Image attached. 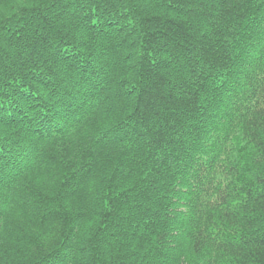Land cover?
Listing matches in <instances>:
<instances>
[{
  "label": "trees",
  "instance_id": "obj_1",
  "mask_svg": "<svg viewBox=\"0 0 264 264\" xmlns=\"http://www.w3.org/2000/svg\"><path fill=\"white\" fill-rule=\"evenodd\" d=\"M0 264H264V0H0Z\"/></svg>",
  "mask_w": 264,
  "mask_h": 264
}]
</instances>
